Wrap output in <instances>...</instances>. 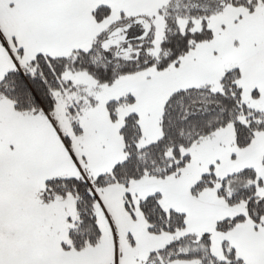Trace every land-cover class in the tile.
Wrapping results in <instances>:
<instances>
[{"label": "snow or ice", "instance_id": "6c2138e0", "mask_svg": "<svg viewBox=\"0 0 264 264\" xmlns=\"http://www.w3.org/2000/svg\"><path fill=\"white\" fill-rule=\"evenodd\" d=\"M0 264H264V0H0Z\"/></svg>", "mask_w": 264, "mask_h": 264}]
</instances>
